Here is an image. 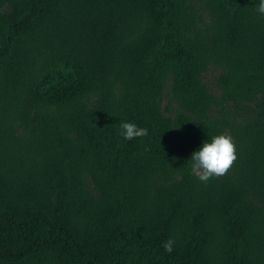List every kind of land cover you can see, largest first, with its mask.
Here are the masks:
<instances>
[{
  "label": "trees",
  "instance_id": "obj_1",
  "mask_svg": "<svg viewBox=\"0 0 264 264\" xmlns=\"http://www.w3.org/2000/svg\"><path fill=\"white\" fill-rule=\"evenodd\" d=\"M258 4L0 0V264H264ZM223 133L237 160L202 183Z\"/></svg>",
  "mask_w": 264,
  "mask_h": 264
},
{
  "label": "clouds",
  "instance_id": "obj_2",
  "mask_svg": "<svg viewBox=\"0 0 264 264\" xmlns=\"http://www.w3.org/2000/svg\"><path fill=\"white\" fill-rule=\"evenodd\" d=\"M257 12L264 16V0H259ZM121 135L125 140H133L148 135L146 128H140L134 123L121 124ZM191 172L202 183H207L212 178L226 175L237 160L236 145L233 137L223 133L211 137L210 142L205 141L202 146L191 154ZM175 240L169 238L162 247L171 254Z\"/></svg>",
  "mask_w": 264,
  "mask_h": 264
},
{
  "label": "rangeland",
  "instance_id": "obj_3",
  "mask_svg": "<svg viewBox=\"0 0 264 264\" xmlns=\"http://www.w3.org/2000/svg\"><path fill=\"white\" fill-rule=\"evenodd\" d=\"M219 68L214 64H209L206 68V70L202 73V79L207 85V87L214 93H217V89L214 86V77L218 73ZM165 103V99H162L161 106H163Z\"/></svg>",
  "mask_w": 264,
  "mask_h": 264
}]
</instances>
